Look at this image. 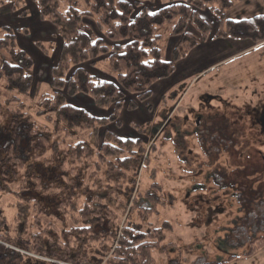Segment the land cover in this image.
<instances>
[{
  "label": "trees",
  "instance_id": "obj_1",
  "mask_svg": "<svg viewBox=\"0 0 264 264\" xmlns=\"http://www.w3.org/2000/svg\"><path fill=\"white\" fill-rule=\"evenodd\" d=\"M23 1L0 4L16 9ZM31 1L62 44L51 70L52 93L42 95L32 115L22 112L27 106L20 95H30L35 85L33 60L18 47L12 28L4 27L0 37L6 66L0 69V109L15 111L0 116V264H156L154 251L163 241L147 244L160 237L158 230L147 236L121 218L129 211L140 220L152 217L162 191L153 184L146 199L131 202L147 147L110 129L122 128L123 112L152 111L154 85L171 78L176 65L210 38L212 29L199 12L218 19L215 39L256 46L264 44V16L229 20L228 11L245 0ZM157 1L162 8L151 13L148 7ZM85 20L94 21L101 36ZM173 23L178 43L166 62L157 31ZM100 62L113 81L86 70ZM79 96L109 116L69 101ZM8 198L13 226L2 211ZM263 248L264 238L257 239L249 254Z\"/></svg>",
  "mask_w": 264,
  "mask_h": 264
},
{
  "label": "rangeland",
  "instance_id": "obj_2",
  "mask_svg": "<svg viewBox=\"0 0 264 264\" xmlns=\"http://www.w3.org/2000/svg\"><path fill=\"white\" fill-rule=\"evenodd\" d=\"M263 5L256 4L249 11L259 16L264 13ZM18 7L0 4V37L4 27L12 28L18 47L33 60L35 85L30 95H20L27 106L22 112L33 115L42 95L52 93L51 70L57 65L62 42L55 27L40 20L31 0ZM241 16L245 15L236 13L233 17L237 20ZM85 23L101 36L94 21ZM174 24L157 31L163 37L160 47L164 60L170 57L169 33ZM3 57L0 51V69L6 67ZM98 69H90L91 74L114 78L105 67L102 73ZM69 101L93 107L84 96ZM151 105L152 111L142 107L131 116L136 123L127 119L121 129H110L121 138L141 140L147 147L148 159L140 167L131 202L137 196L145 198L153 184L162 191L152 217L140 220L136 212L131 215L129 211L121 224L125 226L130 219V225L147 236L158 230L160 237L147 244L157 246L160 239L163 241L154 251L156 264H264V248L249 254L252 243L264 238V133L252 127V117L257 122L264 114V44L183 81L165 96L160 108ZM175 106V113L169 114ZM11 112H15L13 106L4 107L0 116L11 117ZM194 115L201 117L202 125L211 118L221 133L206 131L200 137ZM170 116L178 134L167 129L156 135L155 130L164 129ZM220 142L231 151L218 149ZM11 203V198L3 202L2 211L8 225L13 226ZM140 204L145 209L152 207Z\"/></svg>",
  "mask_w": 264,
  "mask_h": 264
},
{
  "label": "crops",
  "instance_id": "obj_3",
  "mask_svg": "<svg viewBox=\"0 0 264 264\" xmlns=\"http://www.w3.org/2000/svg\"><path fill=\"white\" fill-rule=\"evenodd\" d=\"M256 4H259V5L264 4V0H245L242 2H237L233 6V8H231L228 11L227 17L229 20H234L236 18H234L233 16L236 13H240V15H245V16H241V18H237V20H234V21H240L241 19L246 20V19H250L255 16H258L257 14H251L250 12L253 9V6H255ZM154 6H157V7H154V8L148 7V10L151 13L162 8L161 3H160V6H158L156 5V2H155ZM199 14L201 18L211 27L212 34L207 42L200 44L184 60L180 61L176 65V71L171 78L160 81L154 85L153 96H152L153 98L151 99V103L153 104V106H155V108H160V103L164 102L165 96L169 94V92L172 89H174L177 85L182 84L183 81L187 79H192L193 77H196V75L200 73L202 74L206 70L217 67L229 61L233 57L247 50L253 49L254 47H257L250 41H240L236 39H224V40L215 39L214 34L216 33L220 25L218 19H216L215 16H213L209 11H201L199 12ZM259 16H264V13L259 14ZM169 35L171 36V33H169ZM177 43H178V39L175 37H172L171 44L169 45L170 57L169 59L165 60L166 62H170L172 60V54H173V51ZM220 50L222 51V54L219 52ZM102 66L104 67V64L100 62L94 67L89 66L88 68H86V70L89 73H92L90 72V69L95 70V69H98V67H102ZM103 67L101 69H103ZM101 69H98L100 70L98 72L102 73ZM101 79L108 80V81L114 80V79H111V77H105L104 74H103V78ZM175 97L178 98V96H175ZM78 103L84 104V102H78ZM86 104L88 106V103ZM77 106L89 111L90 113L98 117H101L102 115H106L109 113V111H102V110L97 109L95 105H93V103H92L93 107H91L90 105L88 108L84 107V105L83 106L77 105ZM135 114H136L135 112L122 113V117H121L122 126L125 125L124 121L127 119L129 120L128 122L130 123H136L137 119H132L131 117V116H136ZM107 116H109V114Z\"/></svg>",
  "mask_w": 264,
  "mask_h": 264
},
{
  "label": "flooded vegetation",
  "instance_id": "obj_4",
  "mask_svg": "<svg viewBox=\"0 0 264 264\" xmlns=\"http://www.w3.org/2000/svg\"><path fill=\"white\" fill-rule=\"evenodd\" d=\"M176 106L175 107H173L172 109H171V112L169 113V114H171V115H173L174 113H175V111H176ZM194 113V112H193ZM197 115H194V117H196ZM171 117L172 116H170V118H168L167 119V122H166V125H165V128L163 129H156L155 130V132L154 133H156V135H160V134H162L161 132L162 131H165V130H167V129H169V130H171L172 131V133H177L178 134V130H177V126L174 124V123H172V121H171ZM252 116H250V118H251ZM164 118V117H163ZM255 117L253 118L252 117V120L254 121L253 122V125H252V127L253 128H255V127H259L260 129H262V133H264V114L262 115V117H260V118H258V121L256 122L255 121ZM187 120V118L185 119V121ZM201 121H202V119H201V117H196V119H195V127H196V130L197 131H199L198 133H199V135H200V137H202V135L203 134H205L206 133V131H211V132H216V131H214V130H217L218 132H220L221 133V131L220 130H218V126H215V124L213 123V120L211 119V118H209V121L210 122H208L207 124H204V125H202V123H201ZM173 122H175V121H173ZM256 123H258V124H256ZM257 125V126H256ZM158 128V127H157ZM161 128V127H160ZM162 130V131H161ZM217 133V132H216ZM223 133V132H222ZM204 136V135H203ZM226 138V137H225ZM228 138V137H227ZM230 138V137H229ZM215 142H217V141H215ZM233 144V142L231 141V145ZM231 145H229V146H231ZM214 146H215V144H214ZM217 146H219V145H217ZM205 148V147H204ZM224 149V150H226L227 152H230L231 150H228V148L230 149L231 147H226V146H223L222 147V144H221V142H220V146H219V148L218 149ZM221 149V150H222ZM223 150V151H224ZM208 154H210L209 152H207Z\"/></svg>",
  "mask_w": 264,
  "mask_h": 264
}]
</instances>
